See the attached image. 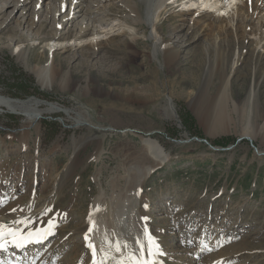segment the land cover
I'll use <instances>...</instances> for the list:
<instances>
[{
	"label": "rangeland",
	"instance_id": "1",
	"mask_svg": "<svg viewBox=\"0 0 264 264\" xmlns=\"http://www.w3.org/2000/svg\"><path fill=\"white\" fill-rule=\"evenodd\" d=\"M180 1L161 11L156 25L180 51L174 65L164 64L161 53L152 60L143 56L151 49L149 29L134 23L121 7L124 0H85L84 8L99 9L106 17L98 13L84 15L85 20L77 18L75 23L95 26L89 24L82 37L77 36L84 24L61 25L69 0L61 14L54 11L60 6L57 0H45L40 10H33L37 2L31 0L25 16L16 15L8 26L15 11L9 7L0 16V95L35 101V108L43 113L39 129H31L23 146L24 114L0 110V194L4 199L0 213L4 218L15 214L13 208L28 213V206L39 208L47 196L57 193L49 200V211L27 225L34 232L48 229L49 222L58 225L43 245L54 252L50 264L68 263L71 257L74 263L69 264L88 263L90 255L77 228L94 205L114 206L112 197L127 185L124 162L142 154L148 139L159 143L168 155L166 163L155 167L144 182L147 208L140 205L151 233L163 241L167 252L163 261L264 264V156L254 150L264 151V39L258 31L248 35L241 43L242 57L254 54L255 61L242 60L235 68L227 59L236 54L238 41L230 39L233 44L225 46L224 55L221 50L226 60L208 64L207 69L202 43L195 40L200 31L185 28L186 19L197 16L192 15L196 10L184 11L186 1ZM108 3L115 6L113 16L108 15ZM143 7L138 5L140 14ZM263 14H254L253 20ZM101 17L106 24L98 33L95 29L101 26L96 21ZM209 18L205 15L203 21L216 20ZM55 33L60 34L57 40ZM20 34L29 36L28 42ZM33 36L44 43L37 46V41L30 40ZM91 39L96 41L87 45ZM19 47L27 51L24 63L16 60ZM52 54L65 73L64 84L54 81L49 89L41 88L26 68L46 64ZM222 68L234 69L229 80L231 97L239 105L234 110L221 111L215 104ZM253 90L252 105L246 101ZM49 105L56 107L55 112H47ZM214 109L224 115L223 129L212 130ZM77 119L86 125L74 127ZM99 127L101 131L95 130ZM246 130L255 137L253 141L240 137ZM209 145L235 147L215 152Z\"/></svg>",
	"mask_w": 264,
	"mask_h": 264
},
{
	"label": "bare ground",
	"instance_id": "2",
	"mask_svg": "<svg viewBox=\"0 0 264 264\" xmlns=\"http://www.w3.org/2000/svg\"><path fill=\"white\" fill-rule=\"evenodd\" d=\"M35 1L37 3L34 4L33 10H35L36 8L40 10L45 0H35ZM48 1H52V0H48ZM57 1L59 2L60 6L59 9L56 8V10H54L55 14L64 13V11L62 10L65 7H66L65 10L67 11V4L65 3L66 0H57ZM100 1H105V0H100ZM185 1L186 2L183 5V10L185 9L184 11H188L195 9L196 12L194 11L192 15L193 16L197 15L193 20L186 19L187 22L186 24L189 25L186 26L185 28H187V30L200 31V33L198 34L199 36L195 37V40L198 43H202L201 46L204 48L205 58L207 57L206 58L207 69H208V64H214L215 62V64L218 63L219 65V61H221V63L224 61L225 58L223 55L225 51V46L229 47L230 46L229 44H233L232 42H230V39L232 41V38H235L237 39L236 41H238L235 44V46L237 47L236 54L231 53L230 58L227 59L228 61H232L233 64L232 66L234 68L235 66L237 67L238 63L242 62V60L244 61L245 59L247 60L249 59L251 62L255 61L254 54H252L250 57H246V58L242 57V49H244V47L241 43H244L245 40H248V35L256 34L257 31L260 32V35L262 34V37L264 39V32H262L261 30L262 28H264V18H262L264 14L258 16L260 18L257 19L256 17V20H253L254 14H259L262 11L264 13V0H185ZM30 2L31 0H0V16L9 7H11L12 12L15 11V14L12 16V18L9 20L6 26H8L11 23L10 21L12 22L14 21L16 15L19 16V18H23L27 12L25 7ZM83 2H85V0H69L68 3L69 10L66 15L62 16L61 25L63 24L67 25L69 22L71 24L74 22L75 26H78L80 24L85 25V23H83L84 21L75 23V20L79 17H81V20H85L84 15L96 16L99 13L102 14V17L105 16V12L101 13L99 12L101 11L99 9H94L90 7L84 8ZM140 3H143L144 5L142 14L139 13V9H138V5ZM177 3L178 0H124V4L121 5L122 9L123 8L127 9L129 15H131L134 18V23L142 24L149 29L147 38L151 42L150 43L151 49L147 54L146 53L143 54V56H146L148 59L152 60L156 58L158 53H161L164 64L166 65H174L179 61V56H180L179 49L176 48V46H174L172 42L169 41L168 38L166 39L165 36L163 37L161 33L158 32L156 26L161 11L167 9L171 5L177 6ZM74 4H76L75 9L80 6L79 9L76 10L74 8L72 9L71 7ZM91 4L95 5L93 3H90V5ZM107 10H109L108 15L113 16L114 15L113 11L115 10V6L113 4H109L107 5ZM201 10H203L202 13ZM33 14L38 15V12L34 11ZM205 15L211 18H215L216 20L205 22L203 21V16ZM102 17L96 21L99 23L98 25L101 26V28L95 29L96 32L98 33H101L100 31L103 30L102 25L106 24V21L102 19ZM211 18L209 19L211 20ZM113 20L115 19L113 18ZM17 21L18 20H16V23ZM89 24L92 25V23H88L87 25H85L82 31L78 33V36L77 34L76 36L82 37L84 34H86V32L88 31ZM59 35L55 33L53 35V39H55V37L57 36L59 37ZM95 35H99V34H95ZM20 37H22L23 42L26 41L28 42L29 36L27 38L25 35L20 34ZM134 38L135 37L132 36L131 40H133ZM30 40L37 41L36 43L37 46L44 43L43 38H38V37L36 38L34 36L31 37ZM95 41L96 39L95 40L91 39L87 45L94 44ZM256 44H258V42ZM76 45L79 46V43L78 44L76 43ZM83 45H86V43ZM221 50L223 52V55L221 53ZM26 52H27L26 50L21 49L19 47V49L15 54L16 60L20 63H24ZM212 55H214V57H212ZM257 57L261 58V55L257 54ZM37 65L38 64H35L34 66L31 67L28 66L26 69L27 71L34 74L41 88L44 87L49 89L54 81L58 82L59 86H63L65 73L57 64V60L55 59V54L51 55V59H49L46 64L40 66ZM233 70L234 69H232L230 72L228 70H225V68L219 70L220 83L217 86L218 95H217V102H215V104L216 107L221 111H228L229 108L231 110H234L239 107V105H237L238 102L232 99L230 93L231 85L229 80L234 72ZM254 70H256V68H254ZM99 90H101L100 87ZM255 96L256 95L253 90L250 93L249 99L246 102L251 103L253 105L254 102L253 100L255 99ZM35 106H38V104L35 101H28V102L15 101L0 95V110L6 109L7 111H10L12 113H23L25 116V120H24L25 123L22 125L23 129L20 133L21 141H23L24 144L23 146H25L26 143L28 142L31 129L32 128H34V130L39 129V120L43 116V113L37 108H35ZM55 109L56 107H52L49 105V107L46 110L47 112L52 113L55 112L54 111ZM213 111H214L213 114L214 118L212 119L213 120L212 130L223 129V124H222L224 118L223 113L218 111L216 112L215 109ZM75 123L76 125L74 127H81L86 125V123L80 119L75 120ZM1 128L2 127L0 126V129ZM95 130L101 131L100 127L99 129H95ZM250 133L251 132L246 130L240 137H247L253 141L255 137L252 136ZM76 143H77L76 140L72 138L71 145L75 146ZM145 143H146V148H144L145 150L144 152L142 151V154L136 156V158L133 160L131 158L127 160L125 159L126 161L124 160L125 161L124 163H126L125 169L127 171L125 178H127L128 186L122 185L120 188H118V194L112 197L114 199V206L106 208L104 205L103 207H101L102 204L99 206H95L93 204L94 206L88 211L86 220L81 224V226H79V228H77L81 233L80 235L82 239L83 248L90 255L87 264H92V257H91L92 254L89 248L87 247L85 241V236L86 234H88L87 230L90 226H93L95 230L92 234H90L89 238L92 243L97 245L98 252L100 250L101 241L105 237H107V239L113 243L116 241H120L122 244L130 243L132 244L133 247H135L134 239L137 237V234H139V237L143 239L142 226L144 225L145 222L142 221L140 218L146 216H145V212L140 209L141 208L140 205L141 203L142 204L144 203L143 207L146 209L147 204H146V200H144V192L142 187L148 176L152 173V170H154L155 167H157L158 165H162L166 163V161L168 160V155L165 154L159 143L151 139L146 140ZM257 154H259V156H262L264 155V151L257 149ZM137 162H139V164H137ZM23 191L26 192V189H23ZM56 195L57 193L47 196L46 200L48 201L43 203L44 205H42L39 208L37 207L32 208V206L30 207L28 206V208L25 209V210L28 209L30 210V212L28 213L25 211L24 213L15 212V214L13 215L11 214L12 215L11 218H7V217L4 218L3 216H1L0 213V222L10 223L13 219H26L29 225L37 221L45 213L46 207L49 206V200H51V198L55 197ZM3 200L4 199L1 198V194H0V201L3 202ZM98 201L96 202V204L98 203ZM29 205L32 204L30 203ZM19 213L22 214V216L17 215ZM29 216H31V219H28ZM90 220L93 221L92 225H90ZM21 227L24 228V233L26 234L29 230L28 226L26 227L21 226ZM148 228L150 229L149 225ZM43 245H45L44 242L39 245L30 244L23 249H16L15 247L9 245L7 252H0V261L4 262V264H7L8 261H11L12 264H30V263L32 264V261H35V264H50L53 260L54 252L47 251L49 245L44 248ZM163 258L164 256L158 258V264H164ZM73 260L74 257H71L68 258L67 261L72 263ZM69 262L68 263L62 262L60 264H69ZM108 264H114V261L109 260Z\"/></svg>",
	"mask_w": 264,
	"mask_h": 264
},
{
	"label": "snow or ice",
	"instance_id": "3",
	"mask_svg": "<svg viewBox=\"0 0 264 264\" xmlns=\"http://www.w3.org/2000/svg\"><path fill=\"white\" fill-rule=\"evenodd\" d=\"M3 202L0 201V207H3ZM147 207V206H146ZM18 209L13 208L11 212H16ZM49 210L45 209L47 213ZM144 221L142 226L143 239L137 237L134 239L135 247L130 243H121L120 241L111 242L105 237L100 244V250L96 244L90 241V234L94 232V227L90 226L85 236L86 245L92 254V264H108L109 260H113L114 264H158V258L167 255L163 247V241L151 233L147 226L148 217H141ZM93 221L90 220V225ZM26 219H13L10 223L0 222V252H7L8 246L11 245L16 249H23L30 244H42L50 235H54V230L58 225L49 222L48 229L43 232L28 231L24 233V228L27 226ZM163 232V230H161ZM0 264L4 262L0 261ZM7 264H12L8 261ZM35 264V261H32Z\"/></svg>",
	"mask_w": 264,
	"mask_h": 264
},
{
	"label": "water",
	"instance_id": "4",
	"mask_svg": "<svg viewBox=\"0 0 264 264\" xmlns=\"http://www.w3.org/2000/svg\"><path fill=\"white\" fill-rule=\"evenodd\" d=\"M242 139H244V138H239L238 141H241ZM195 140H197V138H195ZM238 141H237V142H238ZM202 142H205V141H202ZM209 146H210V145H209ZM233 147H234V146L232 145V146H230V147L224 149V148H214V147L210 146V148H211L213 151H225V150H231ZM254 150H255V153L257 154V150H256V149H254ZM257 155L259 156V154H257ZM263 156H264V155H263Z\"/></svg>",
	"mask_w": 264,
	"mask_h": 264
}]
</instances>
